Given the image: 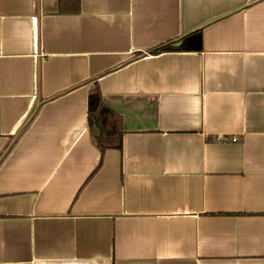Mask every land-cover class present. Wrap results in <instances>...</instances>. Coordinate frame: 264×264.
<instances>
[{"label":"crops","instance_id":"1","mask_svg":"<svg viewBox=\"0 0 264 264\" xmlns=\"http://www.w3.org/2000/svg\"><path fill=\"white\" fill-rule=\"evenodd\" d=\"M80 4L0 0V264H264V0Z\"/></svg>","mask_w":264,"mask_h":264},{"label":"trees","instance_id":"2","mask_svg":"<svg viewBox=\"0 0 264 264\" xmlns=\"http://www.w3.org/2000/svg\"><path fill=\"white\" fill-rule=\"evenodd\" d=\"M57 5L58 13L60 14L77 15L81 7L80 0H57ZM193 33L190 39L198 43L199 46L201 34L198 31ZM171 45V42L159 45V47L153 49L151 52L159 54L175 49L181 50L183 48L181 46L174 49ZM86 116L88 130L92 135L95 146L100 151L101 157L107 150L122 149V139L125 134V131H123L122 116L107 105L102 98L99 84L95 82L93 83V87L88 91ZM100 164L101 158L98 166H100Z\"/></svg>","mask_w":264,"mask_h":264},{"label":"water","instance_id":"3","mask_svg":"<svg viewBox=\"0 0 264 264\" xmlns=\"http://www.w3.org/2000/svg\"><path fill=\"white\" fill-rule=\"evenodd\" d=\"M179 47H180V43L179 42L174 45V49L175 48H179Z\"/></svg>","mask_w":264,"mask_h":264}]
</instances>
